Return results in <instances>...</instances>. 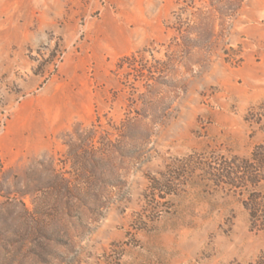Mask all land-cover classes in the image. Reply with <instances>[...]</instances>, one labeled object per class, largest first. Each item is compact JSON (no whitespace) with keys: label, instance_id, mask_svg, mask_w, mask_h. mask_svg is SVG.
I'll return each mask as SVG.
<instances>
[{"label":"rangeland","instance_id":"1","mask_svg":"<svg viewBox=\"0 0 264 264\" xmlns=\"http://www.w3.org/2000/svg\"><path fill=\"white\" fill-rule=\"evenodd\" d=\"M262 102L264 0H0V264H249L207 166L149 179L249 156Z\"/></svg>","mask_w":264,"mask_h":264},{"label":"trees","instance_id":"2","mask_svg":"<svg viewBox=\"0 0 264 264\" xmlns=\"http://www.w3.org/2000/svg\"><path fill=\"white\" fill-rule=\"evenodd\" d=\"M244 121L250 127L251 137L257 133L263 136V140L252 147L249 156L218 158L210 153L208 156L187 157L180 162V167H176L177 176L162 181L150 178L151 190L159 193V198L164 200L165 196L174 194L173 188L177 186L175 182L181 181L185 170L189 172L190 169L197 170L195 166H207L209 181L217 189L230 190L239 195L248 214L249 229L264 235V191L258 189L264 181V102L250 107L244 115ZM249 264H264V248Z\"/></svg>","mask_w":264,"mask_h":264}]
</instances>
